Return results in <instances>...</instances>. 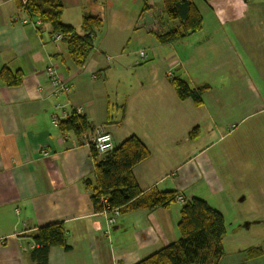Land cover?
Here are the masks:
<instances>
[{"label": "crops", "instance_id": "0c3cea01", "mask_svg": "<svg viewBox=\"0 0 264 264\" xmlns=\"http://www.w3.org/2000/svg\"><path fill=\"white\" fill-rule=\"evenodd\" d=\"M60 1L61 22L78 33L84 15L102 20L82 66L50 24L0 0V71L23 74L18 86L0 80V264H40L30 235L58 222L70 249L51 247L46 264H135L179 238L192 198L224 216L221 264H264V0H191L202 28L168 44L135 27L143 5L162 10V0ZM50 63L68 92L53 94ZM173 78L207 86L201 103L179 99ZM75 108L114 145L132 135L144 143L150 155L133 169L143 193L184 202L124 210L106 234L87 186L103 157L52 124ZM251 248L261 255L248 258Z\"/></svg>", "mask_w": 264, "mask_h": 264}, {"label": "trees", "instance_id": "16d2710c", "mask_svg": "<svg viewBox=\"0 0 264 264\" xmlns=\"http://www.w3.org/2000/svg\"><path fill=\"white\" fill-rule=\"evenodd\" d=\"M19 8L29 15L37 16L42 23L50 24L53 33H61L68 47V52L78 66L84 65L93 49V37L102 25L97 15H84L81 21V32L71 25L61 22L63 6L60 0H17ZM163 15V16H162ZM173 22H176L172 25ZM171 23V25L169 24ZM136 28H142L153 35L161 44L174 43L189 34L200 31L202 15L191 0H162V13L153 6L144 4L137 17ZM23 74L12 72L8 68L0 71V80L6 86H18L22 83ZM172 84L179 99H192L201 103V96L207 86L193 88L180 78H173ZM62 132H73L80 136L93 127L84 115L72 113L58 123ZM92 158L98 154L90 145ZM149 150L136 136L126 138L95 161V183H87L91 188V198L96 211L100 197L106 196L112 207H120L121 212L134 208H167L176 202L174 191H152L143 193L133 169L149 157ZM179 238L162 247L157 252L135 264H221L225 249L223 239L226 234L224 216L205 200L192 198L183 204L177 223ZM34 243L30 255L40 264L47 263L48 250L51 247L70 249L66 241V230L63 223H51L38 227L31 235ZM261 250L251 248L248 258L259 257Z\"/></svg>", "mask_w": 264, "mask_h": 264}, {"label": "built area", "instance_id": "2783aa9c", "mask_svg": "<svg viewBox=\"0 0 264 264\" xmlns=\"http://www.w3.org/2000/svg\"><path fill=\"white\" fill-rule=\"evenodd\" d=\"M61 33H53L52 38L54 41L62 40ZM139 57L145 58L146 52L144 50L139 51ZM46 73L48 75V79L53 88V94L58 96L65 92H68L69 88L65 84H63L59 80V76L56 72V65L50 63L46 68ZM72 113L76 115H82L81 108H75L71 113L63 112L61 115H53L52 116V124L58 127V123L60 120L69 117ZM80 139L86 142L89 145H92L96 150L98 156L104 157L105 154L110 152L114 148V143L112 140V136L109 132H107L102 126L93 127L91 130L83 132L80 136ZM44 154H48V152H44ZM176 202L183 203L184 196L181 194L176 195ZM98 207L100 208L98 212L104 214L106 216V230L105 233L109 234L110 230L116 224L117 218L121 214L120 207H112L109 204L108 198L106 196L100 197L98 200Z\"/></svg>", "mask_w": 264, "mask_h": 264}, {"label": "rangeland", "instance_id": "374dc122", "mask_svg": "<svg viewBox=\"0 0 264 264\" xmlns=\"http://www.w3.org/2000/svg\"><path fill=\"white\" fill-rule=\"evenodd\" d=\"M157 9V8H156ZM158 11H160V13H162V10L158 8ZM163 16V15H162ZM134 44H135V40L134 39H131L130 42H129V48H133L134 47ZM137 49V48H136ZM139 51V50H138Z\"/></svg>", "mask_w": 264, "mask_h": 264}]
</instances>
